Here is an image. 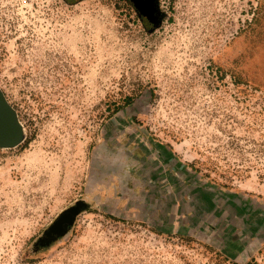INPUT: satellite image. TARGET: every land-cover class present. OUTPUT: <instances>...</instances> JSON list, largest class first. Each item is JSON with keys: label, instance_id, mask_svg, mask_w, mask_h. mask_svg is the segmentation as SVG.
<instances>
[{"label": "rangeland", "instance_id": "rangeland-1", "mask_svg": "<svg viewBox=\"0 0 264 264\" xmlns=\"http://www.w3.org/2000/svg\"><path fill=\"white\" fill-rule=\"evenodd\" d=\"M72 2L0 0L19 126L0 144V264H264L263 236L149 216L174 198L159 143L264 201V0H154L148 26L124 0Z\"/></svg>", "mask_w": 264, "mask_h": 264}, {"label": "crops", "instance_id": "crops-1", "mask_svg": "<svg viewBox=\"0 0 264 264\" xmlns=\"http://www.w3.org/2000/svg\"><path fill=\"white\" fill-rule=\"evenodd\" d=\"M156 146L155 154L170 173V188L174 187L172 190L168 189V194L172 192L174 198L169 199L163 208L156 210L151 207L149 211L150 220L160 232H175L179 224L182 229H198L199 222H203L206 225L217 224L216 226L222 227L227 224L250 235L264 237L263 200L242 198L238 194L202 181L197 173L178 159L167 146L160 143ZM179 189H184L186 194L178 200L176 196L180 195Z\"/></svg>", "mask_w": 264, "mask_h": 264}, {"label": "water", "instance_id": "water-1", "mask_svg": "<svg viewBox=\"0 0 264 264\" xmlns=\"http://www.w3.org/2000/svg\"><path fill=\"white\" fill-rule=\"evenodd\" d=\"M151 18H147V21L150 22L149 25H153L155 23V5L151 6ZM19 133V126L15 119V114L13 110L9 107V105L4 100L3 96L0 93V144H7L14 141V138L17 137Z\"/></svg>", "mask_w": 264, "mask_h": 264}, {"label": "trees", "instance_id": "trees-1", "mask_svg": "<svg viewBox=\"0 0 264 264\" xmlns=\"http://www.w3.org/2000/svg\"><path fill=\"white\" fill-rule=\"evenodd\" d=\"M64 1H65L66 3H69V4L74 3V2H72V1H74V0H64ZM150 1H152V4L154 5V0H150ZM135 8H136V10H137L138 15H139L140 18L143 20L144 24L148 26L149 21H147V18H145V16L142 14L141 10H140L137 6H135ZM127 101H128V100H127ZM61 220H62V218L60 219V221H61ZM60 221H59V222H60Z\"/></svg>", "mask_w": 264, "mask_h": 264}, {"label": "flooded vegetation", "instance_id": "flooded-vegetation-1", "mask_svg": "<svg viewBox=\"0 0 264 264\" xmlns=\"http://www.w3.org/2000/svg\"><path fill=\"white\" fill-rule=\"evenodd\" d=\"M124 1L131 3L134 7L136 6L131 0H124ZM142 1L145 2V0H142ZM148 1H150V0H148ZM61 222H63V220ZM61 222H59L56 226H59L61 224Z\"/></svg>", "mask_w": 264, "mask_h": 264}]
</instances>
